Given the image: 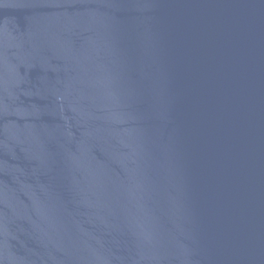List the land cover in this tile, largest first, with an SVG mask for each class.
Masks as SVG:
<instances>
[{"label": "water", "instance_id": "obj_1", "mask_svg": "<svg viewBox=\"0 0 264 264\" xmlns=\"http://www.w3.org/2000/svg\"><path fill=\"white\" fill-rule=\"evenodd\" d=\"M0 264H264V0H0Z\"/></svg>", "mask_w": 264, "mask_h": 264}]
</instances>
